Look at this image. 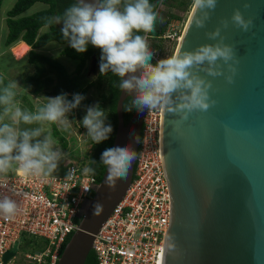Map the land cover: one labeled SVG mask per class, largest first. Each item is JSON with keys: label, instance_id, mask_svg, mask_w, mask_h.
I'll return each instance as SVG.
<instances>
[{"label": "water", "instance_id": "95a60500", "mask_svg": "<svg viewBox=\"0 0 264 264\" xmlns=\"http://www.w3.org/2000/svg\"><path fill=\"white\" fill-rule=\"evenodd\" d=\"M236 9L253 21L249 31L232 26ZM193 14L192 9L175 53L217 43L206 33L220 27L239 64L232 84L222 61L223 76L200 73L212 84L209 95L216 104L209 111L194 112L179 125L174 123L178 116L162 111L161 156L171 210L159 264H264V0H218L204 28L195 27ZM223 20L229 21L227 29ZM90 66L88 74L98 69L96 55ZM127 98L121 89L111 147L138 152L144 111L133 109L124 124ZM134 165L135 160L126 179L111 182L105 167L57 264L85 263L94 237L126 194ZM97 203L101 210L94 214ZM11 256L7 253L4 260Z\"/></svg>", "mask_w": 264, "mask_h": 264}, {"label": "clouds", "instance_id": "9594fccd", "mask_svg": "<svg viewBox=\"0 0 264 264\" xmlns=\"http://www.w3.org/2000/svg\"><path fill=\"white\" fill-rule=\"evenodd\" d=\"M217 3L218 0H192V22L196 28L205 27ZM247 7L249 5L245 4ZM157 16L150 0H95L94 3L76 0L62 15L50 19L48 25L62 26L63 42L78 53H85L89 46L101 51L100 73L111 72L120 78V89L131 96L127 111H167L179 117L174 121L179 125L192 113L207 112L216 104L209 95L211 82L200 73L223 76L222 67L227 65L230 75L225 78L232 84L239 60L234 48L224 43L222 29L218 27L206 33L209 40L217 43L178 52L153 64L154 53L147 36L136 33L153 32ZM221 24L223 29L229 27L228 20ZM231 24L247 32L253 21L246 20L236 9ZM17 88L16 81L0 88V178L9 172L37 178L51 176L58 170L63 153L47 129L51 125L67 129L69 114L79 108L85 98L80 94H74L71 100L67 94L46 97V103L30 111L20 106ZM106 120L105 111L98 104L87 108L81 124L87 130L85 135L95 145L106 141L113 131ZM136 158L137 152L131 147L116 146L103 151L100 163L107 167L111 182L126 179ZM100 210L101 205L97 203L94 214H99ZM18 212L16 200L8 196L0 199V216L5 220L14 219Z\"/></svg>", "mask_w": 264, "mask_h": 264}, {"label": "built area", "instance_id": "2783aa9c", "mask_svg": "<svg viewBox=\"0 0 264 264\" xmlns=\"http://www.w3.org/2000/svg\"><path fill=\"white\" fill-rule=\"evenodd\" d=\"M180 37L167 31L158 37L161 44L149 45L152 63L171 56L168 47L175 41L177 47ZM161 115L144 110L132 182L94 237L97 264H159L171 210L161 156ZM80 162H63L48 177L9 172L0 178V199L8 196L19 206L14 219L0 216V264H57L62 246L78 229L83 204L99 183ZM7 253L12 256L5 261Z\"/></svg>", "mask_w": 264, "mask_h": 264}, {"label": "trees", "instance_id": "16d2710c", "mask_svg": "<svg viewBox=\"0 0 264 264\" xmlns=\"http://www.w3.org/2000/svg\"><path fill=\"white\" fill-rule=\"evenodd\" d=\"M2 1L3 0H0V6ZM169 1L171 0H150L158 16L155 29L153 32L147 33L148 36H163L166 24L171 20L179 19L176 15H170L167 22L160 24L163 12L159 6H173V4H169ZM191 1L192 0H178L174 7L185 11ZM35 3H43L47 5L48 8L30 16L22 17L21 15ZM74 3H76L74 0H16L13 8L7 15L8 35L6 44L10 45L21 40L32 48L29 52L28 60L30 64L36 66L37 73L29 78L28 82L34 86V92L36 94L46 92L47 87L51 85L53 86L51 94L54 96L67 94L68 99L71 100L74 94H80L85 98L81 102L80 107L75 109L70 115V119L73 123L76 119L82 117V109L90 104V100L87 97L88 92L92 88L96 90L99 97L98 105L105 111V115L107 116L106 123L111 125L113 131L106 141L98 145H95L88 137L89 153L84 156V159H82L80 163L85 167V170H89L86 171L87 174L93 176L99 182L106 167L100 163L101 155L105 149L112 146L117 127L116 105L121 92L119 87L120 78L113 75L111 72L102 75L100 73V67H98L99 71L95 78L88 77L87 65L91 63L92 56L96 55V58L99 60V66L101 62V51L92 46H89L88 50L82 54L76 52L70 46L63 49L62 55L76 62L75 69L71 74L68 73L62 64L33 51L46 46L49 42H57L62 45L66 44L63 42L60 34V28L62 26L54 23L49 26L48 21L58 15H62L63 12ZM45 26H48L49 31L37 37L38 31ZM136 34L145 35L142 32ZM52 76H54V80ZM54 81L55 84L52 85ZM130 104V98H127L123 103L124 124H127L132 116L133 109L127 111ZM54 134L57 135L56 129L54 130ZM62 146L65 147L66 143H63ZM79 222L80 219L77 220L78 224ZM68 240L69 238L66 240V243ZM65 244L62 246L60 254ZM84 264H97L93 251L89 253Z\"/></svg>", "mask_w": 264, "mask_h": 264}, {"label": "rangeland", "instance_id": "374dc122", "mask_svg": "<svg viewBox=\"0 0 264 264\" xmlns=\"http://www.w3.org/2000/svg\"><path fill=\"white\" fill-rule=\"evenodd\" d=\"M178 0H171L169 1V4H173V6H163L160 5L159 8L163 12V15L161 16V23L167 22L170 15H176L179 17L177 20H171L166 24L165 32L170 31L171 33H176V36H181L185 25L188 21L189 15L192 10V1L190 5L187 7L185 11L180 8L174 7ZM45 9V6L41 3H36L28 11H26L23 16H30L32 14H35L39 11H42ZM6 8H2V16H5ZM162 43V40L159 39L157 36H152L150 39L148 38V44L149 45H159ZM166 44V41H164V45ZM65 46V45H64ZM63 45L58 44L56 42L49 43L44 49L41 50V54L44 56L49 57L52 60H55L56 62L62 64L69 74H71L76 66V62L68 59L64 55H62V51L64 48ZM176 47V41L170 43V47H168L169 53L172 55L174 52V49ZM90 68V64L88 63L87 69ZM21 70V69H20ZM99 69H96L95 72H91L88 77L95 78L98 74ZM37 73V72H36ZM54 80V76H52ZM55 84V81L52 83V85ZM23 86V85H22ZM24 87V86H23ZM53 86L49 85L46 89V92H42L40 94H36L34 91L30 89V92H25V90H18L17 92V100L20 102V106L22 109L34 111L36 107L43 105L46 103V97H56L51 94V89ZM88 99L90 100V104L88 106H85L82 109V117L80 119H76V121L73 123L70 119V115L68 116V119L70 120V126L65 129L58 127L57 125H51L47 131H50L51 135L53 136L54 140L56 141V147H58L62 153L63 158L61 160L62 164L63 162L71 161H81L84 159V156L89 153L88 149V137L85 135L87 130L83 128L82 126V120L87 114V108L90 106H95L99 103V97L94 88H92L88 94ZM56 129L57 135L54 134V130ZM66 143V146L63 147L62 144ZM62 170V167L60 168Z\"/></svg>", "mask_w": 264, "mask_h": 264}, {"label": "crops", "instance_id": "0c3cea01", "mask_svg": "<svg viewBox=\"0 0 264 264\" xmlns=\"http://www.w3.org/2000/svg\"><path fill=\"white\" fill-rule=\"evenodd\" d=\"M15 2L16 0H3L0 6V88H2L4 85H6L11 81H16L18 84V88L16 90L17 92H19L18 90H25V92H30V89L33 92L34 91L33 86L28 82V79L36 74V66L30 64L28 60V55L29 52L32 50V48L21 40L10 45L6 44V39L8 35L7 15L8 12L13 8ZM41 4L45 6L44 10L48 8L47 5L43 3ZM3 7L7 9L4 17L2 16ZM23 14L21 15L22 17H27V16H23ZM48 31H49L48 26L42 27L38 31L37 37L47 33ZM48 44H46V46ZM46 46L39 49H35L33 51L35 53L43 55L39 52H41V50L44 49ZM63 46L65 48L69 45L66 43L63 44ZM21 49H25V53L22 55H20L19 53Z\"/></svg>", "mask_w": 264, "mask_h": 264}, {"label": "bare ground", "instance_id": "6f19581e", "mask_svg": "<svg viewBox=\"0 0 264 264\" xmlns=\"http://www.w3.org/2000/svg\"><path fill=\"white\" fill-rule=\"evenodd\" d=\"M26 50H27V49H26ZM19 53H20V55L24 54V53H25V49H21V50L19 51Z\"/></svg>", "mask_w": 264, "mask_h": 264}, {"label": "flooded vegetation", "instance_id": "af4514ba", "mask_svg": "<svg viewBox=\"0 0 264 264\" xmlns=\"http://www.w3.org/2000/svg\"><path fill=\"white\" fill-rule=\"evenodd\" d=\"M90 68H91V66H90ZM90 68L88 69V71L90 70Z\"/></svg>", "mask_w": 264, "mask_h": 264}]
</instances>
